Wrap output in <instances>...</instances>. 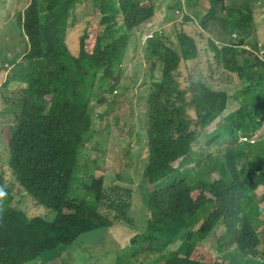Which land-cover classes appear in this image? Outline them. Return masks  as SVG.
Returning <instances> with one entry per match:
<instances>
[{"label":"trees","instance_id":"trees-1","mask_svg":"<svg viewBox=\"0 0 264 264\" xmlns=\"http://www.w3.org/2000/svg\"><path fill=\"white\" fill-rule=\"evenodd\" d=\"M256 1L31 0L22 10L13 8L17 13L8 11L23 37L3 59L14 70L0 83V149L8 159H0V169L9 179L7 184L0 176V264L10 256L11 264L47 257L57 264L81 235L120 219L136 233L113 264L148 259L147 264H264L263 199L252 205L226 197L256 163L264 169V60L256 47L241 49L255 30ZM185 5L205 8L204 16L179 12ZM163 7L175 18L183 13L172 20V32L186 59L198 58L196 42L188 36L197 21L211 36L218 65L188 72L185 89L176 76L178 66L167 64L168 28L142 46L147 27L168 17L159 11ZM9 46L0 40L4 53ZM141 48L142 59L130 64L141 62L134 69L139 81L125 87L126 60L132 49L139 55ZM3 68L0 61L2 74ZM231 79L230 96L225 82ZM135 87V96L147 105V163L142 175L137 164L132 174L151 187L145 198L140 189L123 186L122 175H113L114 183L96 175L105 172L106 153L97 126L105 115L96 111ZM230 103L237 107L224 116ZM132 137L140 143L134 123L127 127V138ZM92 151L101 157L91 158ZM241 158L246 164L236 171ZM135 194L146 206L143 220L128 212ZM219 226L226 229L214 245ZM8 244L10 253L3 247Z\"/></svg>","mask_w":264,"mask_h":264},{"label":"rangeland","instance_id":"rangeland-1","mask_svg":"<svg viewBox=\"0 0 264 264\" xmlns=\"http://www.w3.org/2000/svg\"><path fill=\"white\" fill-rule=\"evenodd\" d=\"M31 0H0V5L3 4V16L0 13V40L4 44H10L9 48L7 49V52L4 53V49L0 48V61L1 64L4 65L5 73H0V83L1 81L8 75H11V72L14 70V66L8 65L7 63L3 62V59L6 57V55L10 54V52H15V45L13 44V41H15V44L17 47L20 45V36H22L21 32L18 30V26L11 25L12 21L15 22L10 17L12 16L9 13H12L13 8H19V10H22L23 8L27 7ZM17 6V7H16ZM20 6V7H19ZM264 6V3L260 0L255 2V9H261ZM187 8L186 13L193 15L197 19H201L204 15V12H201L204 10L201 8H191L190 6L186 5ZM230 8H225L224 12H228ZM9 11V13H8ZM160 12H164L165 16L169 12L167 7L160 8ZM13 13H17V11H13ZM174 16H169L165 19V17H160V22L155 23L153 25H149L147 27V31H145L142 35V46H145L146 41H144V36L150 35L151 33H154V36L156 33H163L164 28H168L169 30V36H173L175 32H172V25L171 22L174 19ZM255 30H253V35L250 37V40H252V43H257L260 48V56L264 60V12L261 14L256 12L255 13ZM165 20V21H164ZM164 21V22H163ZM93 29V28H90ZM135 38H140L139 34L135 35ZM22 55V54H21ZM20 55V56H21ZM144 56V50L141 48L139 50V55L135 54V49H132L130 52V55L128 56V59L126 60L127 65L133 64L135 61L141 60ZM20 59H17V63H20ZM19 61V62H18ZM22 63V62H21ZM141 62H138L137 64L130 65L124 72L125 76H128L126 78V81L123 80L125 83V87L128 85H131L137 81H139L140 73L137 71V73H134V69L136 66H140ZM214 66L213 63L210 62L207 66H195L191 65L187 70H183L181 72L182 78V87H185V81L184 76L188 74V72L199 70V69H206L211 68ZM159 69L157 70V75H159ZM7 76V77H8ZM141 79L144 80V75L141 74ZM226 87L228 88V93L231 95L232 91L234 90L235 86V79L232 83L231 80H227L225 82ZM181 87V88H182ZM231 89V90H230ZM137 92V87L134 88V90L129 93L122 95V98L119 100L118 103H114L113 105H106L105 107H99L96 111L97 115L104 114L105 115V121L103 124H101L100 120H97V126L99 130L102 131V133L105 135V145L104 149L106 150V153L104 154V157H102L103 162L105 163V172L98 171L96 175L98 177H104L107 179L109 183H114L115 179H113V175H122L127 180L121 184L123 186L129 185L131 189H140L139 194L142 197H146L147 193L151 191V187H149L146 184V181L141 182L134 178L132 172L133 169H135V165L137 164L138 169H140L141 175L146 167L147 163V151H146V141L144 138L145 130V118H146V112H147V105L145 102L140 101L138 97L135 96ZM119 93L122 94V90L119 88ZM191 98V95L188 96V99ZM236 105H231L229 110L227 111V114L235 109ZM225 114L224 116H226ZM223 119V117L218 118L215 123H213L208 130H214L219 126V122ZM134 123L136 127L141 132V140L140 143H138L137 139L135 137L127 138V127ZM264 133V129H263ZM144 149L143 154H140V149ZM130 149V157L126 158L125 153ZM99 152H91V158L97 159L101 156L99 155ZM0 159L5 163L8 162L7 159V151L6 149H0ZM88 158L86 156L82 159V164L85 162L87 163ZM85 163L83 164L85 166ZM0 167H2V164L0 163ZM239 168V165L238 167ZM2 170L0 169V172ZM6 171H2L0 173V176L4 174V180L8 184L9 179L8 176L5 174ZM129 174V176H128ZM112 178V179H110ZM218 178V177H217ZM214 180V179H213ZM129 182V183H128ZM11 183V181H10ZM25 200V199H24ZM128 212L129 215H135L136 219L143 220L141 218H147V211L146 206L143 205L142 200L138 196V194L133 195L132 199V207L129 208ZM50 217H54L53 213L47 212ZM102 214L106 213V209L103 208L101 211ZM87 215H90L88 213ZM121 220V219H120ZM202 223V222H201ZM122 222L118 223L117 226L113 227L111 229H106L105 226H98L90 231L88 233H85L81 235L75 243L70 245L66 252H63L62 256L64 258L63 261L57 263V264H113L116 260L117 256L121 254L122 251H126L130 248V238L131 235L136 233V231L132 228L127 226H122ZM200 225V224H199ZM197 225V227L199 226ZM226 227L219 226L216 230V241L214 242V245H218L220 243L221 233L223 230H225ZM260 234L262 239H264V227L260 229ZM211 244V243H210ZM207 250L210 254H212V250L209 247V243L206 244ZM260 250L262 247L259 248ZM201 255V254H199ZM205 256V255H204ZM204 260V258H203ZM150 261L145 263L147 264ZM210 261H213V259H210ZM32 264H54L53 260H50L49 257L47 258H41L35 263ZM225 264H227L225 262Z\"/></svg>","mask_w":264,"mask_h":264},{"label":"clouds","instance_id":"clouds-1","mask_svg":"<svg viewBox=\"0 0 264 264\" xmlns=\"http://www.w3.org/2000/svg\"><path fill=\"white\" fill-rule=\"evenodd\" d=\"M182 1L185 2L186 0H182ZM185 6H184L183 10L179 11V12L186 11L187 8ZM262 8H264V6ZM203 9L206 10L205 8H203ZM261 9H259V10L258 9H254V11L261 14L262 13ZM0 13H3L2 10L0 11ZM2 16H3V14H2ZM182 17H183V13L178 15V17L176 16V18L173 21L181 19ZM254 17H255V15H254ZM254 21H255V18H254ZM172 22H171V25H172ZM198 22L199 21H197L190 28V31L188 33V36L192 37L195 40L196 45H197L198 58L196 60H188V59H186L183 56L182 47H181V43H180V38H178V35H177L176 32H175V34L173 36H170L169 47L171 48V55H170V57H169V59L167 61V64L178 66L179 72L177 73L176 76H177L178 81L181 84V87H182V81H181L182 75H181V72L183 70H187L189 68V66H191V65L207 66V65L210 64V62L213 63L214 65H218L216 60H215L213 48H212L211 43H210L211 36L208 33H206L198 25ZM13 23H14V25H17L15 22H13ZM151 25H153V24H151ZM17 26H18V29H19V25H17ZM158 35L159 36H164V32L163 33H158L157 32L155 36H154V33H151L150 35H146V36H144V41H146V43H147L148 40H150L152 38L157 37V39H158ZM252 35H253V33L250 34L244 40V43L241 46V49H243V50H254V47H256L257 49L260 50L259 45L257 43L253 44L252 40H250V37H252ZM21 37H23V36H20V38ZM216 46H218V48H222L223 45L220 42H216ZM227 46L233 47V46H231L229 44H227ZM183 83H185V81ZM182 88L185 89V87H182ZM189 95H191V98H192V91H187V99H188ZM191 98L188 99V100H191ZM231 105H233V104L230 103L229 108L231 107ZM229 108H228V110H229ZM227 111L225 112V114H227ZM140 130H142V129H139V131ZM240 141H241V143H244V141H247V143H250V144L254 143L253 140H250V139L246 140V138H241ZM139 152H140V154H143L144 149L141 148ZM245 164H246V160L244 158H241V159H239V161H236L234 168H235L236 171H239L240 169H242L245 166ZM238 165H239V168H237ZM226 197L228 199H230L232 201H235V202H238V203H247V204H252V205L255 203V200L263 199L262 203L260 204L261 220L263 221L264 220V169H263V167L256 163V165L252 169H250L249 172L247 173V177L244 180L236 183L227 192V196ZM89 216L90 215H85L84 217H89ZM3 220H1V214H0V223H2ZM120 222H121V220H117V221H114L113 223H111L109 225H106V226L104 225V226L106 227V229L107 228L110 229V233H111V229L113 227L117 226V224L120 223ZM1 247L2 246H0V248ZM3 247L8 249V251L10 253L9 244L6 245V246H3ZM49 258L51 260V257H49ZM39 259H41V258H39ZM11 263H12L11 256H10L9 259H7V260H5L3 262V264H11Z\"/></svg>","mask_w":264,"mask_h":264}]
</instances>
